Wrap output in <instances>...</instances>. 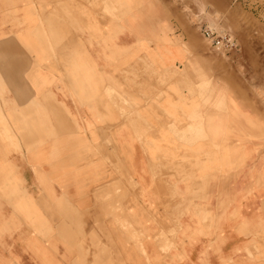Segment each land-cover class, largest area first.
I'll return each mask as SVG.
<instances>
[{"label":"crops","instance_id":"0c3cea01","mask_svg":"<svg viewBox=\"0 0 264 264\" xmlns=\"http://www.w3.org/2000/svg\"><path fill=\"white\" fill-rule=\"evenodd\" d=\"M180 21L169 0H0L33 97L0 73V264H264L250 97Z\"/></svg>","mask_w":264,"mask_h":264},{"label":"rangeland","instance_id":"374dc122","mask_svg":"<svg viewBox=\"0 0 264 264\" xmlns=\"http://www.w3.org/2000/svg\"><path fill=\"white\" fill-rule=\"evenodd\" d=\"M169 2L172 14L176 12L181 17L180 27L184 35L201 36V46L208 47L217 54L220 65L232 67L228 69L235 75L234 91L236 94L250 97L249 106L253 115L248 126L261 131L259 136L251 137L252 142H255L259 146L258 150L264 153V100L258 95V90L264 87V0H169ZM204 27L231 35L238 45V51L225 53L214 48L203 36ZM189 41L199 44L198 39Z\"/></svg>","mask_w":264,"mask_h":264},{"label":"snow or ice","instance_id":"6c2138e0","mask_svg":"<svg viewBox=\"0 0 264 264\" xmlns=\"http://www.w3.org/2000/svg\"><path fill=\"white\" fill-rule=\"evenodd\" d=\"M26 55L18 48L5 44L0 46V73H3L6 78L17 81V99L25 107H29V102L32 101V93L25 86H22V81L25 75ZM35 70V65H33ZM29 79L33 80V86L38 87L37 82L33 79V72L27 73ZM258 95L264 100V87L258 90ZM56 124L55 131L57 134H67V128L63 118L59 115L55 116L53 121ZM96 264H106L104 261H97Z\"/></svg>","mask_w":264,"mask_h":264},{"label":"built area","instance_id":"2783aa9c","mask_svg":"<svg viewBox=\"0 0 264 264\" xmlns=\"http://www.w3.org/2000/svg\"><path fill=\"white\" fill-rule=\"evenodd\" d=\"M202 33L217 50L225 53H235L238 51V45L235 39L228 33L217 32L208 27L202 28Z\"/></svg>","mask_w":264,"mask_h":264},{"label":"bare ground","instance_id":"6f19581e","mask_svg":"<svg viewBox=\"0 0 264 264\" xmlns=\"http://www.w3.org/2000/svg\"><path fill=\"white\" fill-rule=\"evenodd\" d=\"M9 138V137H8ZM111 190V189H110ZM109 191V190H108ZM110 194H111V192H110ZM115 214V213H114ZM115 216V215H114ZM100 217V216H99Z\"/></svg>","mask_w":264,"mask_h":264}]
</instances>
